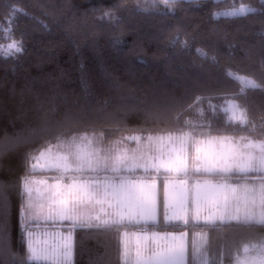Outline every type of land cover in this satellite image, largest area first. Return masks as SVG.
<instances>
[{"label":"trees","instance_id":"obj_1","mask_svg":"<svg viewBox=\"0 0 264 264\" xmlns=\"http://www.w3.org/2000/svg\"><path fill=\"white\" fill-rule=\"evenodd\" d=\"M240 4L255 11L232 15ZM13 42L22 54L9 55ZM226 102L237 103L248 123L229 122L219 111ZM191 117L200 124L187 125ZM183 133L264 139L261 0H177L172 11L163 0L155 7L152 0H0V264H11L13 255L18 264H47L29 262L26 252L27 233L45 231L74 234V264H122V232H186L188 264L194 234H205L210 252L224 245L231 255L221 262H232L231 249L264 236V224L73 227L27 220L22 178L55 182V174L33 172L31 164L46 148L55 152L58 137L102 138L108 147L123 137ZM129 175L156 179L161 190L172 178ZM191 178L264 181L250 173Z\"/></svg>","mask_w":264,"mask_h":264},{"label":"snow or ice","instance_id":"obj_2","mask_svg":"<svg viewBox=\"0 0 264 264\" xmlns=\"http://www.w3.org/2000/svg\"><path fill=\"white\" fill-rule=\"evenodd\" d=\"M159 0H152L155 7ZM264 3V0H261ZM164 5L172 11L177 0H163ZM147 11V9H141ZM246 4H240L231 10L232 15H247L254 12ZM105 15H109L106 13ZM24 51L21 43L13 42L9 46V55H19ZM7 58V57H6ZM245 83L259 88L254 80L245 79ZM200 98H197L199 101ZM211 106V105H210ZM226 112L230 113L228 121H238L241 125L248 120L243 111L235 104H230ZM54 146L56 151L46 148L33 157L49 168H54L59 175L55 182L36 181L30 177L22 178V186L27 197L26 209L30 216L45 214L47 219L69 221L73 227H109L125 223H139L152 219L150 188L143 178L134 174L137 169L160 171L161 168L171 172L187 174L188 148L191 144L194 152L195 169L224 178L233 175L246 177L252 172L264 173V139L254 140L241 135L233 137L212 138L207 141L194 139L189 133L167 137L149 135L146 143L129 152L126 148L113 146L107 151L95 147L93 139L88 136L72 137L62 140L59 137ZM131 139L139 140V137ZM43 166V165H42ZM67 175L68 183H64ZM43 185V188L39 185ZM211 194L202 205L197 206L195 216L200 217L201 210L206 211V222L230 224L259 223L264 224V181L258 185L248 183L211 185ZM33 192L36 196H33ZM23 214V212H22ZM127 237V233H124ZM27 259L45 261L49 264H71L72 233L69 231L63 243L48 246L33 239V233H27ZM197 253L199 249L197 248ZM202 255V254H201ZM124 264H184L182 244L172 243L166 247H156L151 254H146L139 244L134 255L127 240L123 244ZM3 257L0 255V260ZM11 264H18L13 255ZM203 264H207L206 259ZM235 264H264V244L245 245L242 255H237Z\"/></svg>","mask_w":264,"mask_h":264},{"label":"rangeland","instance_id":"obj_3","mask_svg":"<svg viewBox=\"0 0 264 264\" xmlns=\"http://www.w3.org/2000/svg\"><path fill=\"white\" fill-rule=\"evenodd\" d=\"M12 45V44H11ZM10 46V45H9ZM9 46L7 47V50L9 51ZM230 104H235L238 108L239 111H243L244 110L235 102H226L223 106L219 107V111L223 112L226 115V118L228 120V116L230 115V113L226 112L225 109H227L229 107ZM212 110H215V106L211 105L210 107ZM201 112L203 113V111L201 110ZM245 114V112H244ZM246 117V114H245ZM234 123H239L238 121H232ZM187 125H196V124H200V120L195 119L194 117H191L189 119H187L186 121ZM172 136H178V135H172ZM132 137H139V140H134L131 139ZM132 137H123L120 138L119 140L115 141L114 143H111L110 146H105L103 139L102 138H90L93 139V145L95 147H98L100 149H102V154L103 151H107L108 149L112 148L113 146H118L121 148H126L129 150V152H131L133 149L137 148L138 143L140 145H143L144 143H146V137H142V136H132ZM148 137V136H147ZM153 137H157V136H153ZM167 137V136H164ZM212 139V138H210ZM210 139H198V141H204L205 142V147L207 146V141ZM191 144H190V148H188V155L189 153H191ZM193 151V150H192ZM194 153V152H193ZM36 163V161L33 159L32 164ZM31 164V165H32ZM43 165V166H42ZM190 167V160L188 159L187 156V173ZM31 170L33 172H41V173H50V174H55L54 175V180L56 177H58L59 173L56 169L54 168H49L46 166L45 161L44 160H40L39 163L37 164V167L35 170L32 169ZM146 174V175H150V176H156L157 174H159L157 177H161L164 175V177H173L176 174H183V172H171V171H166L165 169L161 168L160 171H154V170H149L148 173H145L142 169H137L135 171L134 174ZM200 173H203L205 175H209L208 173H204L203 171H200ZM254 175H264V173L262 172H252ZM251 173V174H252ZM163 174V175H162ZM212 175V174H210ZM140 178H144V177H140ZM150 180H156V179H150ZM64 183H68V178L67 175L64 177ZM211 182V181H209ZM48 183V182H47ZM212 183V182H211ZM227 183V182H226ZM51 184V183H50ZM231 184V183H230ZM176 187L178 189H180V193L177 194L178 196V200H180V198H182V193H181V189H182V185L181 184H176ZM208 193V189L207 187H201L198 190V195L202 196L201 197V205L203 204L205 198L203 196L207 195ZM151 202L152 199L150 201V207H151ZM179 208V207H178ZM178 208H175V211L178 210ZM202 211V215L205 217L206 216V211H204L203 209ZM151 212H153V209L151 207ZM153 215V214H152ZM201 215V217H203ZM27 220L28 222H36V216H30L29 215V211L27 213ZM155 218L153 217L152 219H148L146 221L141 220L139 223H135L133 222L132 224L135 225H140V224H146L149 223L150 221H154ZM205 220V219H203ZM38 222V221H37ZM155 222V221H154ZM206 222V221H205ZM46 225V224H43ZM46 230V229H45ZM50 229H48L49 231ZM72 233V232H71ZM124 233V232H122ZM121 233V235H122ZM135 233V234H134ZM141 233H144L145 235H139ZM147 232H132V234H128L127 233V237H125L124 235L121 236L120 238V242H121V247H122V251H123V244L125 242V240H127V243L130 247V249H132V254L134 255V251L135 248L137 247V245L139 244L140 246H142V248L145 250L146 254H151L152 250H154L156 247H166L172 243H176V244H182L183 248H184V264H188V245H189V241H188V237H187V233L183 232L182 235H175V236H170V235H165V236H157V235H146ZM67 234H63V233H55V232H46L45 233H34L33 234V239L38 241L39 243H44L46 242L48 246H52V245H56V244H61L63 243V238L67 237ZM161 237V238H159ZM72 255L70 257V261L71 264H74V234L72 233ZM264 244V236H254L249 238L248 240H241L238 245H236L235 247H233L232 250V254H233V260L232 262H230L229 264H235V258L237 255H242V249L245 245H261ZM209 238L207 235L205 234H196L193 237V263L192 264H203L204 260L206 259L207 264H214L217 260H219L220 262L222 261L223 258H225L227 256V254L231 255V253L224 252L225 247L224 245L220 246V249H216L218 251L217 252H210V247H209ZM197 248L199 249V253H197ZM189 250V249H188ZM202 254V255H201ZM39 262H44L49 264V262H45V261H39ZM221 264H223L221 262Z\"/></svg>","mask_w":264,"mask_h":264},{"label":"crops","instance_id":"obj_4","mask_svg":"<svg viewBox=\"0 0 264 264\" xmlns=\"http://www.w3.org/2000/svg\"><path fill=\"white\" fill-rule=\"evenodd\" d=\"M198 140V139H196ZM203 140V139H202ZM194 153L191 149V153L188 155V159L190 160V167L188 170V173L185 175L183 174H176L169 180L164 181L163 185V190H161V185L158 180H149V179H144L145 183L149 186L150 188V194L152 196V202H151V207L153 209V216L155 218L154 221H150L149 223L146 224H140L138 226H151V225H157L161 221L164 222L166 225H181V226H187L189 224H193L195 226H211V225H219L221 223H210V222H205L204 216L200 214V217L197 218L195 216V211L194 209L201 205V197L198 195V190L201 187H207L208 193L207 195L203 196L204 198L208 197L211 194V185H218L221 183H215V182H209V181H200L198 179L193 180L191 177L193 173L195 174H202L200 171H197L195 169V162L193 160ZM251 174V173H250ZM253 174V173H252ZM159 174H157L155 177H157ZM149 176V175H145ZM226 183V182H223ZM248 183L250 185L255 184L258 185L259 183L257 182H244ZM176 184H181L182 189V198L178 200L177 194L180 193V189L176 187ZM230 184V183H228ZM243 184V183H241ZM179 207V208H178ZM175 208H178V210L175 211ZM202 213V211H201ZM201 215L203 217H201ZM232 223V222H231ZM66 224H71L70 222H66ZM125 224H132V223H125ZM72 225V224H71ZM135 225V224H133ZM223 225V224H221ZM128 234H132V232H124ZM122 233V235H124ZM135 234V233H134ZM139 234V233H138ZM157 235V236H165V235H170V236H175V235H182L183 233H159V232H150L146 233V235ZM121 235V236H122ZM139 235H145L144 233H141ZM196 235V234H194ZM120 236V238H121ZM188 237V235H187ZM194 237V236H193ZM161 238V237H159ZM122 239V238H121ZM189 241V240H188ZM189 243V242H188ZM121 244V242H120ZM189 246V245H188ZM189 249V248H188ZM188 254H189V250ZM121 262L124 264V259L122 257V247H121Z\"/></svg>","mask_w":264,"mask_h":264},{"label":"water","instance_id":"obj_5","mask_svg":"<svg viewBox=\"0 0 264 264\" xmlns=\"http://www.w3.org/2000/svg\"><path fill=\"white\" fill-rule=\"evenodd\" d=\"M48 184H50V183H48ZM39 187L43 188V185L41 184V185H39ZM33 196L34 197L36 196L35 192H33ZM35 216H36V220L38 221V223H43V224H47V223H49V224H65L66 222H69V221L47 219L46 215L41 214V213H37Z\"/></svg>","mask_w":264,"mask_h":264}]
</instances>
